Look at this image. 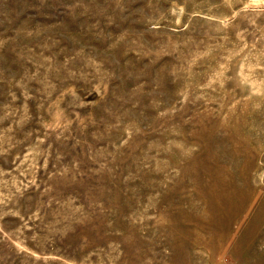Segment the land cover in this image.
Instances as JSON below:
<instances>
[{
    "label": "rangeland",
    "instance_id": "374dc122",
    "mask_svg": "<svg viewBox=\"0 0 264 264\" xmlns=\"http://www.w3.org/2000/svg\"><path fill=\"white\" fill-rule=\"evenodd\" d=\"M0 264H264V0H0Z\"/></svg>",
    "mask_w": 264,
    "mask_h": 264
}]
</instances>
